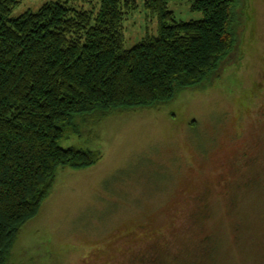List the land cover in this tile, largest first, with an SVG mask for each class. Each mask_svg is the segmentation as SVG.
Wrapping results in <instances>:
<instances>
[{"label":"rangeland","instance_id":"rangeland-1","mask_svg":"<svg viewBox=\"0 0 264 264\" xmlns=\"http://www.w3.org/2000/svg\"><path fill=\"white\" fill-rule=\"evenodd\" d=\"M48 1L19 0L10 16ZM145 1L125 15V48L156 33ZM190 6L168 2L176 19L202 18ZM74 7L95 13L99 0ZM236 10L242 56L210 82L159 107L74 117L76 132L59 145L101 157L57 168L10 264H143L149 252L158 256L149 264H264V0Z\"/></svg>","mask_w":264,"mask_h":264},{"label":"trees","instance_id":"trees-1","mask_svg":"<svg viewBox=\"0 0 264 264\" xmlns=\"http://www.w3.org/2000/svg\"><path fill=\"white\" fill-rule=\"evenodd\" d=\"M84 1H48L11 17L19 0H0V264H10L17 235L51 192L57 168L100 159L98 150L59 145L76 132L74 117L159 107L242 55L240 0H191V10L202 13L191 20L176 19L169 0H146L156 33L130 48L123 21L136 0H99L95 13L74 7ZM194 208L201 213L198 200ZM152 253L143 264L158 258Z\"/></svg>","mask_w":264,"mask_h":264},{"label":"flooded vegetation","instance_id":"flooded-vegetation-1","mask_svg":"<svg viewBox=\"0 0 264 264\" xmlns=\"http://www.w3.org/2000/svg\"><path fill=\"white\" fill-rule=\"evenodd\" d=\"M242 54V53H241ZM242 56V55H241ZM236 61V60H235Z\"/></svg>","mask_w":264,"mask_h":264}]
</instances>
